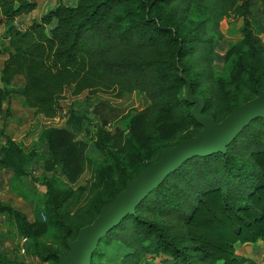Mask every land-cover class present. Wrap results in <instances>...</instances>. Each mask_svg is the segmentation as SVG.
Instances as JSON below:
<instances>
[{
    "label": "trees",
    "instance_id": "16d2710c",
    "mask_svg": "<svg viewBox=\"0 0 264 264\" xmlns=\"http://www.w3.org/2000/svg\"><path fill=\"white\" fill-rule=\"evenodd\" d=\"M250 2L76 0L74 5L58 4L20 29L16 20L34 11L36 4L0 0V55L6 56L0 70V112L6 105L1 113L0 169L10 170L16 178L29 175L23 149L4 132L5 122L16 115L11 108L15 97L34 118L52 120L60 114L69 86L75 97L105 93L120 99L143 93L150 107L130 117L124 157L113 167L109 163L115 156L102 138L106 122L96 126L101 133L99 149L107 160L94 162L98 163L94 187H101L107 198H98L91 207L90 224L99 209L125 189L127 180L150 168L165 148L191 140L200 131L190 114L191 103L185 100L183 78L199 95L216 41L205 37L206 22L217 23L231 11L243 18L242 39L227 51L225 60L235 57L228 83L237 90L248 88L250 95L240 101L238 93L224 91L221 113L211 112L208 101L203 112L218 123L262 88L264 54L250 28ZM190 4L209 5L215 17L186 27L179 11ZM17 76L23 81L15 86ZM68 119L66 128H50L45 135L52 164L60 163L62 174L74 181L82 169L85 144L73 137L85 126V116L73 108ZM112 174H117L116 180ZM41 178L51 199L45 208L67 237L70 228L59 220L60 197L51 195L52 180L44 173ZM0 214L10 216L20 233L33 241L47 230L46 224L28 223L21 212L1 201ZM258 242L264 243V117L249 121L223 151L190 157L169 172L101 236L90 264H96L112 244L119 248L120 264H251L238 249ZM0 264L17 263L0 256Z\"/></svg>",
    "mask_w": 264,
    "mask_h": 264
},
{
    "label": "rangeland",
    "instance_id": "374dc122",
    "mask_svg": "<svg viewBox=\"0 0 264 264\" xmlns=\"http://www.w3.org/2000/svg\"><path fill=\"white\" fill-rule=\"evenodd\" d=\"M36 4L34 11L26 16L16 20V25L21 29L28 27L33 21H38L42 14L50 9L55 8L58 4L74 5L76 0H30ZM264 0H251L249 24L253 35L259 40L263 47L264 54ZM209 5L200 6L190 4L187 8L181 5L180 18L185 17V26L197 27L200 22L215 17L213 9ZM184 8L185 11H184ZM165 9H170L169 7ZM169 12V10H167ZM183 19V20H184ZM243 18L236 12L231 11L227 17L219 22L210 24L206 22L204 30L205 37L213 36L215 38V48L212 52V61L209 69H204L205 78L200 82V94L194 95L191 91L190 82L184 77L185 81V100L191 103L190 114L199 106L201 107L199 115L212 120L216 125L220 122L216 121L209 115L203 112L206 101L210 102V111L215 114H220L221 95L224 91H232L238 93V100H243L250 95L248 88L235 89L228 83L229 72L235 63V57L225 60L227 51L233 46H238L241 39V28ZM2 33V32H0ZM1 35V34H0ZM22 83L21 78L15 82V86ZM260 93H264V80L262 88L256 90V96L243 103L242 105L254 100ZM15 108L22 106L17 97L13 99ZM240 105V106H242ZM236 107L235 109L239 108ZM23 107V106H22ZM150 107V103L143 93L134 92L129 95H124L120 99H114L111 94L99 93L96 95L81 94L72 96V87H67L64 91V99L61 102L60 114L49 121L41 122L32 117L25 123L21 122L25 116L16 114L14 118H10L12 125L5 122V134L11 138H15L16 142L23 149L26 169L29 175L16 178L8 169H0V201L3 204L11 206L13 209L21 212L28 223H37L47 225V230L40 234L35 241L28 239L20 233L16 223L7 214H0V256L5 257L17 264H59L70 252L80 232L89 227L101 214L102 210L111 206L114 201L103 205L95 217V219L87 225V221L91 218L92 206L96 200L107 198V194L102 192L101 187L95 188V166L106 162L107 156L99 149L98 139L101 133L98 132L96 126L102 125V121L106 122L104 127L105 133L102 134L104 147L111 150L115 156V161H121L124 157L123 145L124 139L130 138L127 128V123L131 116L139 115ZM79 111L85 116V126L79 127L80 133L77 132L74 141H81L85 144L82 153L83 165L81 172L76 180L71 181L62 174L60 163L52 164V151L47 147L46 130L50 128L64 129L67 127L69 111L71 109ZM234 109V110H235ZM0 112V126L1 113ZM192 118L201 126L196 137L202 132L203 126L192 116ZM87 124V126H86ZM190 129H183L182 134H185ZM99 133V134H98ZM177 145H172L164 150L173 149ZM4 140L0 138V147ZM51 153V154H50ZM158 161L152 163L150 167L157 164ZM91 160V163H87ZM98 162V163H94ZM144 171L139 172L133 179L126 181L125 189L117 194L121 195L128 185L135 182ZM44 173L49 180H52L53 190L52 197H60L62 204L60 214V222L70 228V234L66 237L61 228L57 224L55 215L48 212L45 205L50 201L47 194V189L42 184L41 175ZM115 180L117 174H112ZM41 181H35L40 179ZM116 199V198H115ZM53 200V198H52ZM260 244L250 245V247L238 249V253L251 260V264H264V257H261L262 249L257 248ZM107 253L96 261V264H120L117 258L119 248L112 244L107 249ZM259 257V258H257ZM91 260L89 261L90 264Z\"/></svg>",
    "mask_w": 264,
    "mask_h": 264
},
{
    "label": "water",
    "instance_id": "95a60500",
    "mask_svg": "<svg viewBox=\"0 0 264 264\" xmlns=\"http://www.w3.org/2000/svg\"><path fill=\"white\" fill-rule=\"evenodd\" d=\"M200 108L198 106L192 116L204 127L202 132L173 149L164 150L157 164L129 184L111 206L102 210L98 218L80 232L77 241L71 245V252L59 264H89L101 236L127 213H131L137 203L169 172L190 157L223 151L249 121L264 117V93L233 110L218 125L208 118L201 117Z\"/></svg>",
    "mask_w": 264,
    "mask_h": 264
},
{
    "label": "crops",
    "instance_id": "0c3cea01",
    "mask_svg": "<svg viewBox=\"0 0 264 264\" xmlns=\"http://www.w3.org/2000/svg\"><path fill=\"white\" fill-rule=\"evenodd\" d=\"M26 16V15H25ZM21 18V17H20ZM23 29H24V27H22ZM20 29H21V27H20ZM6 59V56H4V55H0V70H1V68H2V65H3V62H4V60ZM19 78H21V77H15L14 78V82H17V80H19ZM21 80L23 81V79L21 78ZM17 100H18V98H17ZM13 101L14 100H12L11 101V108L13 109V111L15 112V114H19V115H23V116H25L24 117V119L25 118H27L26 120H21V122H23V123H25L26 121H28L31 117L33 118V119H35V120H39V121H41V122H44V121H49V120H40V119H38V118H34L33 117V111L32 110H30V109H28V108H25V107H20V109L19 108H15V105L13 104ZM6 109V105L4 104L3 105V108H2V110H5ZM11 120L9 119L8 120V123H10V125H12L13 124V122H10ZM15 142H16V139L15 138H12ZM257 244H260L257 248H260V249H262L263 251H262V254H261V257H264V243H262V242H258ZM256 244V245H257ZM246 247H248V246H246ZM246 247H244V248H246ZM250 247V246H249ZM257 258H259V257H257Z\"/></svg>",
    "mask_w": 264,
    "mask_h": 264
}]
</instances>
